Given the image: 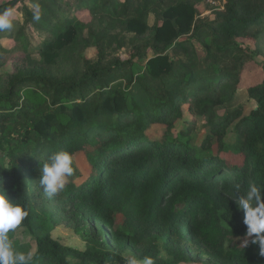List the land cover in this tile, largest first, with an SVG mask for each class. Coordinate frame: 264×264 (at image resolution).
<instances>
[{
  "label": "trees",
  "instance_id": "16d2710c",
  "mask_svg": "<svg viewBox=\"0 0 264 264\" xmlns=\"http://www.w3.org/2000/svg\"><path fill=\"white\" fill-rule=\"evenodd\" d=\"M201 1L0 4V134L22 131L0 141V264H129L128 250L149 264H264V65L249 77L235 55L240 40L264 37V0H224L211 20L201 18ZM115 29L132 37L113 57ZM187 35L202 56L190 42L178 45L185 61L170 59ZM90 44L95 59L85 55ZM242 87L255 108L218 116ZM188 117L206 121L197 146L193 121L176 130ZM154 125L164 130L152 139ZM54 171L58 185L45 179ZM52 202L74 222L83 251L52 239ZM233 238L244 242L228 249Z\"/></svg>",
  "mask_w": 264,
  "mask_h": 264
},
{
  "label": "rangeland",
  "instance_id": "374dc122",
  "mask_svg": "<svg viewBox=\"0 0 264 264\" xmlns=\"http://www.w3.org/2000/svg\"><path fill=\"white\" fill-rule=\"evenodd\" d=\"M7 0H0V4L5 2ZM9 1V0H8ZM200 9L202 11L201 13V18H205L211 20L213 18V12L216 10H219L220 8L223 7V1L222 0H202ZM32 11H35L34 8H31ZM14 13L18 16V19L23 23L24 27V32L29 36V38H32L34 42H40L42 40V36L38 33H33L32 28L29 26L28 22H26L25 19L22 17V12L17 11L16 8L14 10ZM84 20H88L87 15H83ZM155 22V17L154 16H149L148 18V23L153 24ZM131 34L125 33L120 31L119 29L112 30L110 32V46H107L106 52L108 55L111 56H122L126 54V51L129 49L128 42L129 39L131 38ZM193 43L194 46L196 47V51H198V54L202 56V51L198 44H196L195 40L189 37V35L181 37L177 39L174 42V47L175 51L169 50L168 55L170 59H175L179 61H185L186 57L184 53L181 52V50L178 51V45L181 43ZM10 44L9 41H3V45L8 46ZM235 55L241 57L242 59L245 58L244 63L247 64V69H250L249 77H252L254 75H257L258 73L262 74L263 69L262 66L264 65V37L260 38L257 43L247 40V39H242L237 42L235 45ZM233 48V47H232ZM257 50H261V53L258 54ZM96 51H95V45L90 46L87 48L85 51V55L90 58V59H95L96 58ZM212 71L215 72V69ZM211 74V72H210ZM124 83H122L121 89H124ZM35 100L36 102H43L44 98L38 97L35 95ZM255 108V102L251 100L247 94V90L245 87L240 88L239 90L236 91V95L234 100L231 103V106L229 107H224L216 110V114L218 116H222L227 112L233 111L235 109H238L243 112V115H248V113ZM187 123H183L180 125V127H177L176 130L178 129H183L184 127H187L186 124H190L192 118L188 117L187 118ZM190 129V135L192 137V144L195 146L199 145L203 139L209 134L208 128L206 127V121L203 119H195L193 123L190 124L189 127ZM164 128L161 127L160 125H154L152 129L148 132V135L153 138H157L161 136ZM21 128L17 127L14 130H9L3 134H0V141L2 143H5V141H8L9 139H12L13 142L15 138L18 136L19 133H21ZM235 140V135L232 132V126H231V131L227 134L225 143L230 144ZM216 144L212 145L213 151H215ZM0 156L2 157L3 161H6V158L3 157V152L0 150ZM223 159H229L231 163H238L240 159L238 157H234L233 155H221ZM238 159V160H237ZM83 163L79 164L78 166L82 165ZM82 171L85 172L84 166L81 167ZM87 176V174H85ZM45 179L54 184L58 185V183L61 181V175L58 172H49ZM78 183H80L78 181ZM52 197V192L49 190L48 192H45L44 194L41 195V198L43 200H48L51 199ZM49 209L52 208V215L53 218L55 219V223L53 226V230L51 231V237L53 240L57 241L61 245L65 247H70L72 249H75L77 251H83L85 247L84 241L81 239V236L79 233L76 231L73 225L74 222L71 223L65 213H62L61 207L56 202H52L49 204ZM123 222V216L122 214H116L115 215V225L116 227H120ZM90 226L93 227V223H90ZM17 237L19 240L24 241V242H30L31 239L30 237H26L22 232L17 233ZM244 240L241 238H233L230 241L226 243L227 248L230 249L234 245H240L243 243ZM32 246V243H31ZM33 250L34 247L32 246ZM163 257H166V255L163 253ZM125 257L128 261L129 264H149L148 262L145 261H140L139 258H136V256L131 253V250H128V252L125 253ZM200 264H207V261H201Z\"/></svg>",
  "mask_w": 264,
  "mask_h": 264
},
{
  "label": "built area",
  "instance_id": "2783aa9c",
  "mask_svg": "<svg viewBox=\"0 0 264 264\" xmlns=\"http://www.w3.org/2000/svg\"><path fill=\"white\" fill-rule=\"evenodd\" d=\"M223 1V5H224V0H222Z\"/></svg>",
  "mask_w": 264,
  "mask_h": 264
},
{
  "label": "water",
  "instance_id": "95a60500",
  "mask_svg": "<svg viewBox=\"0 0 264 264\" xmlns=\"http://www.w3.org/2000/svg\"><path fill=\"white\" fill-rule=\"evenodd\" d=\"M16 1H18V0H16Z\"/></svg>",
  "mask_w": 264,
  "mask_h": 264
}]
</instances>
